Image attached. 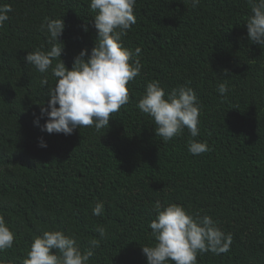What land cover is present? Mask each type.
<instances>
[{
  "label": "trees",
  "instance_id": "trees-1",
  "mask_svg": "<svg viewBox=\"0 0 264 264\" xmlns=\"http://www.w3.org/2000/svg\"><path fill=\"white\" fill-rule=\"evenodd\" d=\"M0 4L12 7L0 27V216L16 234L0 264H22L34 238L49 230L75 234L86 250L99 226L107 235L89 264H147L142 246L155 243L148 225L157 201L211 216L232 235L228 253L199 255L198 264H264V49L247 36L248 0H201L196 8L189 0H136V23L122 38L131 52L141 49L130 102L109 128L72 135L42 131L41 107L56 78L25 57L50 49L40 30L46 17L65 22L61 58L69 69L83 49L90 54L97 36L90 0ZM154 80L166 92L180 85L195 90L197 137L187 129L167 143L156 136L152 119L136 107ZM225 81L222 97L216 89ZM192 140L209 150L190 154ZM98 201L104 211L95 216Z\"/></svg>",
  "mask_w": 264,
  "mask_h": 264
},
{
  "label": "clouds",
  "instance_id": "clouds-1",
  "mask_svg": "<svg viewBox=\"0 0 264 264\" xmlns=\"http://www.w3.org/2000/svg\"><path fill=\"white\" fill-rule=\"evenodd\" d=\"M189 3L196 8L201 0H189ZM248 3L251 5L246 21L248 39L264 49V0H248ZM135 4L136 0H90L97 30L95 46L90 54L88 49H83L71 69L61 58L65 47L60 39L66 27L64 20L46 17L41 23L40 30L48 35L51 47L47 51L28 52L25 60L39 73L50 71L56 78L55 86L48 91L47 106L41 107V116L47 117L42 131L72 135L77 128L93 127L100 132L109 128L112 115L130 102L129 82L138 77L143 68L138 58L141 49L133 53L124 47L122 40L136 23ZM11 11L10 4H0V27L9 20ZM41 84L48 86L47 78L42 79ZM216 91L226 97L227 82L220 83ZM136 107L152 119L156 136L164 143L181 136L185 129L193 138L199 135L201 105L195 90L187 85L166 92L158 80L151 81ZM39 120L37 117L34 124L39 125ZM39 146L46 148L47 143L41 138ZM208 150L206 142L192 140L188 144V151L193 155ZM103 211L104 203L96 202L93 215L100 216ZM154 211L157 216L148 226L155 243L142 246L147 264H198L199 255L208 252L221 255L230 251L232 235L223 232L219 222L211 216L193 215L183 205L161 204L160 201L155 203ZM96 231L99 238L90 240L86 250H81L75 234L44 231L34 238L22 264H89L94 249L100 247L107 235L103 226ZM15 238L16 234L0 216V252L11 249Z\"/></svg>",
  "mask_w": 264,
  "mask_h": 264
}]
</instances>
